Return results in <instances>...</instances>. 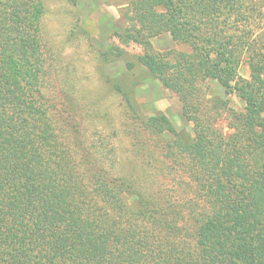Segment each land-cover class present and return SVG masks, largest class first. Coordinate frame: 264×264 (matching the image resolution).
<instances>
[{"label": "trees", "instance_id": "1", "mask_svg": "<svg viewBox=\"0 0 264 264\" xmlns=\"http://www.w3.org/2000/svg\"><path fill=\"white\" fill-rule=\"evenodd\" d=\"M33 2L0 0V264H264V0H126L117 36L143 47L126 69L158 79L191 122L186 131L163 113L139 121L141 132H173L157 146L168 170L152 180L111 175L113 164L82 146L61 83L44 79ZM163 32L186 50L153 52ZM208 80L243 109L204 100ZM220 109L228 132L216 125ZM181 175L191 198L164 188Z\"/></svg>", "mask_w": 264, "mask_h": 264}, {"label": "rangeland", "instance_id": "2", "mask_svg": "<svg viewBox=\"0 0 264 264\" xmlns=\"http://www.w3.org/2000/svg\"><path fill=\"white\" fill-rule=\"evenodd\" d=\"M24 1L31 4V0ZM33 1L34 8L41 11L38 34L46 68L44 79L61 83L71 112L75 110L79 115L78 140L82 146L103 164H113L111 175H117V169L119 174L127 170L133 175L157 179L158 169L166 171L170 163L157 146L172 138L173 132L168 130L158 136L141 132L139 121L163 113L173 130L186 131L190 130L191 122L182 115L177 95L165 89L158 79L139 65L126 69L125 63L135 61L143 52L140 44L121 42L117 36L128 26L126 0ZM150 42L155 53L186 50V46L176 44L166 32ZM109 46H118L122 54L111 55L110 61H104L100 52ZM239 74L249 78L246 62L240 66ZM108 78L119 79L123 90L113 89ZM201 91L204 100L218 98L226 100L228 108L234 111L243 109V101L235 94H225L216 82H204ZM126 93L133 106H126ZM227 122V109H220L216 125L228 132ZM181 178L178 185L166 179L164 188L181 198L193 197L190 186L185 184L186 176Z\"/></svg>", "mask_w": 264, "mask_h": 264}]
</instances>
